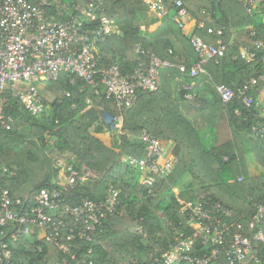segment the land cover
Listing matches in <instances>:
<instances>
[{
    "label": "trees",
    "instance_id": "obj_1",
    "mask_svg": "<svg viewBox=\"0 0 264 264\" xmlns=\"http://www.w3.org/2000/svg\"><path fill=\"white\" fill-rule=\"evenodd\" d=\"M163 1L172 8L176 0ZM183 1L194 18L191 32L183 30L168 16L147 35L148 32L142 29L143 20L149 13L146 0H105L104 12L119 27L120 33L108 35L96 48L102 55L98 67L107 69L118 60L122 73L132 74L144 58L136 51L137 43L163 60L172 59L178 53L174 37L191 50L190 57L195 56L197 61L199 56L193 47L192 35L199 34L206 41L214 42L215 35L208 32V27L224 26L225 38L232 37L233 42L220 62L212 59L205 68L213 73L215 84L230 85L236 95L229 102H224L220 96L224 125L216 132L215 143L210 145L182 115L171 96L160 88L141 89L133 105L120 106L105 93L95 94L97 85L87 84L81 78L70 82L67 74V79L52 81L43 90V120L11 100L10 90H7L10 101L6 111L15 121L0 141V158L16 172L4 179L12 196L24 197L41 187L56 185L50 179L39 185L33 184L13 148L5 147V140L17 135L24 126L30 127V136L48 140L45 145L54 159L74 164L80 170L84 163L89 171L97 174L75 186H66L70 201L78 203L84 197L101 200L111 185L119 190V212L105 221V231L98 232L94 241L77 243L76 259L65 256L52 243H45L42 237L36 242L43 244V251H34L27 238L13 245L17 264H57L64 258H68V264H87L89 260L95 264H165L163 252L181 234L193 233L189 226L190 214L184 211L188 201L201 200L208 208L219 202L232 208V217L224 220L234 224L232 232L238 231L237 224L242 223L243 232L254 237L257 228L250 226L253 214L258 204H264V135L254 129L258 124L264 126L263 105L259 103L264 83L249 91L254 97L250 106L243 101L240 89L264 70V23L258 22L237 1ZM201 21L205 22V27H200ZM250 24L255 25L246 28ZM254 30L256 35L251 36ZM256 41H262L263 46L256 49L255 57L248 63L241 55L240 46L254 45ZM101 76L100 73L98 78ZM87 103L102 106L110 117L122 116L123 122L113 126L106 124V127L104 123L93 124L84 114ZM145 128L162 143L172 142L171 153L178 158V163L171 175L163 177L122 159L124 154L138 158L147 156L141 139ZM249 155L251 160H248ZM256 169L258 172L253 171ZM149 176L153 177L151 184L145 182ZM197 244L203 252L212 249ZM257 245L260 259L255 262L254 254H249L252 264H264V246L261 242ZM212 264H229L226 253H221Z\"/></svg>",
    "mask_w": 264,
    "mask_h": 264
},
{
    "label": "built area",
    "instance_id": "obj_2",
    "mask_svg": "<svg viewBox=\"0 0 264 264\" xmlns=\"http://www.w3.org/2000/svg\"><path fill=\"white\" fill-rule=\"evenodd\" d=\"M233 1L242 3L252 17L264 23V0ZM146 2L149 12L158 19L171 16L183 30L188 29L192 16L183 0H176L172 8L163 0ZM104 3L105 0H0V140L13 128L15 121L14 116L6 111L10 101L7 90H10L11 100L31 115H39L44 111L39 84L58 81L65 73L70 82L81 78L87 84L97 85L95 94L105 93L120 106L133 105L141 89L160 88L159 67L170 62L141 43L136 44V51L144 58L132 74H123L118 60L107 69L98 67L102 55L96 52V48L108 35L120 33L119 27L105 14ZM199 25L205 27V22L201 21ZM225 30L220 25L208 27V32L215 35L214 42L206 41L199 34L192 35L191 41L199 59L192 66L191 74L197 75L205 70L210 60L220 62L227 55L232 40L225 38ZM254 35L255 30L251 32V36ZM261 46L262 41L241 45L242 57L249 63ZM181 68L187 69L186 65ZM100 73L102 76L98 78ZM260 83H264V70L240 89L246 105L254 102L249 91L256 90ZM215 87L224 102L236 95V90L228 84L216 83ZM186 88L191 90L193 87ZM118 120L123 122V117L118 116ZM254 129L264 135L262 124ZM141 139L147 156L138 158L124 154L122 159L163 177L171 175L178 158L172 153L166 154L165 144L147 128L143 129ZM58 165H63L64 186H44L24 197H15L5 187L4 179L16 172L0 158V264H17L13 245L27 238L34 251H43V244L36 242L39 237L74 260L78 257L77 243L80 240L94 241L98 232L105 231V221L119 212V190L114 185L101 200L84 197L78 203L70 201L65 187L85 181L91 172L64 161ZM145 182L151 184L153 177L149 176ZM184 211L190 214L189 226L193 233L181 234L163 252L165 264H212L223 252L229 264H242L249 254H254V261L259 262L257 242L264 246V204H258L253 214L250 226L257 228L254 237L243 232L242 223L237 224L238 231L232 232L234 224L224 220L232 217L234 211L219 202L208 208L201 200L188 201ZM197 242L212 248L211 251L203 252ZM25 247L26 243L23 244ZM68 263V258H64L57 264ZM87 264L95 263L89 260Z\"/></svg>",
    "mask_w": 264,
    "mask_h": 264
},
{
    "label": "crops",
    "instance_id": "obj_3",
    "mask_svg": "<svg viewBox=\"0 0 264 264\" xmlns=\"http://www.w3.org/2000/svg\"><path fill=\"white\" fill-rule=\"evenodd\" d=\"M191 16L192 19L186 32H191L193 29L194 18L192 14ZM162 22V19H158L149 12L143 20L142 29L148 32V35L155 31ZM230 38L232 40V37ZM173 41L178 53L172 59H167L170 63H165L159 67L160 89L171 96L182 115L203 134L210 145H213L216 132L224 125L221 99L215 88L214 75L208 68H205L204 71L199 72L197 75L191 74L190 70L196 62L195 56L190 57L189 53L191 50L186 49L180 39L174 37ZM181 65H186L189 70H183ZM67 77L65 73L62 74L61 79L65 80ZM46 85L41 84L39 86L42 93ZM187 86H192L193 88L190 90L186 88ZM263 98L264 91L259 97L260 104H262ZM87 102H90V99ZM262 109L264 110V104ZM83 110L88 120L93 124L104 123L106 127V124L113 126L120 123L118 116L115 118L110 117L108 113L103 111L104 108L102 106L97 107L87 103ZM112 136L111 138L115 140L116 137ZM47 142L48 140L44 141L37 136H30V127L24 126L18 130L17 135L13 134L12 137H8L4 144L5 147L13 148L14 153L33 184L39 185L50 179L52 184L64 186L65 177L61 167L63 165H58V162L64 160H56L51 156L50 150L45 145ZM20 143L24 144L20 145ZM168 146H170L169 153H171L172 142H169ZM248 160H251L250 155ZM64 162L67 163L66 161ZM250 170H252V167H250ZM253 171L258 172L257 169ZM242 264H252V256L249 255Z\"/></svg>",
    "mask_w": 264,
    "mask_h": 264
},
{
    "label": "rangeland",
    "instance_id": "obj_4",
    "mask_svg": "<svg viewBox=\"0 0 264 264\" xmlns=\"http://www.w3.org/2000/svg\"><path fill=\"white\" fill-rule=\"evenodd\" d=\"M19 86H22V83H19L18 84ZM26 86H29V84L27 83L26 84ZM39 86H41V83L39 84ZM262 105L264 104V98L262 99ZM262 111H264L263 109H262ZM41 120H43L44 119V116H43V114H39V116H38ZM47 137H49V138H51L52 139V137L50 136V135H48ZM24 143H20V145H23ZM169 145V143H167V144H165V146H166V154H168L170 151H169V148H170V146H168ZM16 146V145H15ZM88 170L87 168H86V164H82V170ZM89 172H91L90 173V176H92V177H95V175L94 174H96L95 172H92V171H89ZM97 175V174H96Z\"/></svg>",
    "mask_w": 264,
    "mask_h": 264
}]
</instances>
